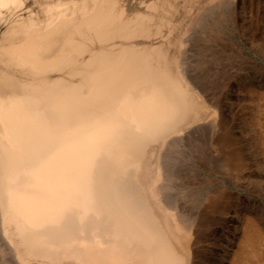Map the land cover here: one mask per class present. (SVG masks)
Returning <instances> with one entry per match:
<instances>
[{
	"label": "bare ground",
	"instance_id": "6f19581e",
	"mask_svg": "<svg viewBox=\"0 0 264 264\" xmlns=\"http://www.w3.org/2000/svg\"><path fill=\"white\" fill-rule=\"evenodd\" d=\"M90 1L0 0V264H199L196 172L236 162L220 100L190 40Z\"/></svg>",
	"mask_w": 264,
	"mask_h": 264
},
{
	"label": "rangeland",
	"instance_id": "374dc122",
	"mask_svg": "<svg viewBox=\"0 0 264 264\" xmlns=\"http://www.w3.org/2000/svg\"><path fill=\"white\" fill-rule=\"evenodd\" d=\"M55 1L27 0L22 15L26 19L32 9L43 20L44 4ZM119 2L131 17H152L153 35L133 43L168 48V39L190 40V61L220 100L231 142L226 151L233 150L236 162L229 170L196 172L201 184L190 199L201 221L198 263L264 264V0ZM6 29L1 27L0 41ZM170 49L177 53L175 45ZM216 192L219 205L200 208Z\"/></svg>",
	"mask_w": 264,
	"mask_h": 264
}]
</instances>
